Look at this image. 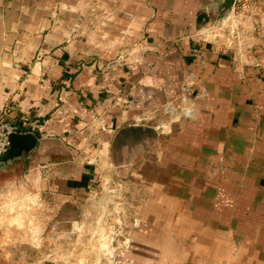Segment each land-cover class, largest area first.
I'll use <instances>...</instances> for the list:
<instances>
[{
	"label": "crops",
	"instance_id": "0c3cea01",
	"mask_svg": "<svg viewBox=\"0 0 264 264\" xmlns=\"http://www.w3.org/2000/svg\"><path fill=\"white\" fill-rule=\"evenodd\" d=\"M222 1L0 0V121L10 144L36 145L25 169L0 170V195L20 180L49 228L86 225L91 157L109 149L115 174L142 185L109 264H264V49L255 34L241 60L198 38ZM239 7L264 26V0ZM130 127L154 137L113 154Z\"/></svg>",
	"mask_w": 264,
	"mask_h": 264
},
{
	"label": "rangeland",
	"instance_id": "374dc122",
	"mask_svg": "<svg viewBox=\"0 0 264 264\" xmlns=\"http://www.w3.org/2000/svg\"><path fill=\"white\" fill-rule=\"evenodd\" d=\"M245 15L247 19L242 15L239 21H234V28L250 30L253 27ZM227 27L225 23L224 29ZM100 150L96 147V154L91 157L97 174L94 197L98 200L91 198L85 205L86 225L77 224L74 228L62 229L63 232L56 226L49 228L41 216L44 213L41 203L29 194L27 187L20 185V180L9 196L0 195V242L7 264H109L102 253L112 250L118 237L123 241L129 237L126 232L135 230L130 225L137 222L141 211V197L135 187L142 188V185L129 183L121 173L116 175L109 164V149L105 154ZM111 150L113 154L120 153V150Z\"/></svg>",
	"mask_w": 264,
	"mask_h": 264
},
{
	"label": "built area",
	"instance_id": "2783aa9c",
	"mask_svg": "<svg viewBox=\"0 0 264 264\" xmlns=\"http://www.w3.org/2000/svg\"><path fill=\"white\" fill-rule=\"evenodd\" d=\"M241 1L242 0H235L233 6L231 7L232 15L229 20L231 18H233L234 20H232L228 31H226L224 27L220 28V26H223L224 24L222 20V24L210 25L203 31L199 32L197 36L202 40V42L223 44L221 46L225 49V53L234 49L236 56L240 57L241 60H245L249 56H252L253 52L255 51V44L252 41L255 34H257L258 38L262 39L261 45L264 49V26L261 25L252 30L241 31L233 27L232 24L234 23V21H239L242 15L245 19H247L246 15L243 14V12L242 14L237 15V11L234 10L235 8H237V10L239 11V4ZM244 32L246 33V35H244ZM219 39L221 40L220 43L217 42V40ZM184 110L185 112H187V114H189V116H192L195 109L184 107ZM165 111L172 117H175L176 115L175 109H169V107H167L165 108ZM14 132V126L11 123L7 121H0V158L8 154L10 149V137Z\"/></svg>",
	"mask_w": 264,
	"mask_h": 264
},
{
	"label": "water",
	"instance_id": "95a60500",
	"mask_svg": "<svg viewBox=\"0 0 264 264\" xmlns=\"http://www.w3.org/2000/svg\"><path fill=\"white\" fill-rule=\"evenodd\" d=\"M235 0H223L218 6L216 11V23L219 24L222 17L231 9ZM12 137V136H11ZM154 137L153 129L149 127H130L123 130L116 140L117 143L114 150H122L129 139H135L134 144L141 143L143 139H150ZM36 145H28L26 143H21L16 146V144L11 139V149L7 155L0 158V170L13 165L15 162L21 163L23 169H25L26 159L29 154L34 150Z\"/></svg>",
	"mask_w": 264,
	"mask_h": 264
}]
</instances>
